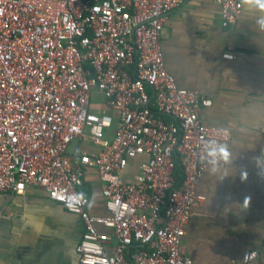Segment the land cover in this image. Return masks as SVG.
<instances>
[{
	"label": "built area",
	"instance_id": "2783aa9c",
	"mask_svg": "<svg viewBox=\"0 0 264 264\" xmlns=\"http://www.w3.org/2000/svg\"><path fill=\"white\" fill-rule=\"evenodd\" d=\"M183 1L0 0V192L37 187L78 215V264H194L181 243L205 199L204 145L231 133L203 124L211 100L165 67L164 22ZM213 1L223 27L240 18V0ZM83 142L92 149L73 150ZM88 168L105 215L87 208Z\"/></svg>",
	"mask_w": 264,
	"mask_h": 264
},
{
	"label": "crops",
	"instance_id": "0c3cea01",
	"mask_svg": "<svg viewBox=\"0 0 264 264\" xmlns=\"http://www.w3.org/2000/svg\"><path fill=\"white\" fill-rule=\"evenodd\" d=\"M161 46L177 84L211 100L199 118L229 129L231 138L219 142L234 158L225 177L223 169L211 174L206 167L198 183L205 199L192 209L181 249L194 264H242L243 253L255 249L258 256L244 264H264V30L243 9L223 27L213 0H185L165 20ZM225 51L235 58H224ZM93 107L106 111L102 103ZM74 145L92 149L87 142ZM81 191L90 213L107 214L95 169L86 170ZM82 229L80 217L42 189L0 192V264H78Z\"/></svg>",
	"mask_w": 264,
	"mask_h": 264
},
{
	"label": "clouds",
	"instance_id": "9594fccd",
	"mask_svg": "<svg viewBox=\"0 0 264 264\" xmlns=\"http://www.w3.org/2000/svg\"><path fill=\"white\" fill-rule=\"evenodd\" d=\"M240 2L242 9L254 19L255 25L260 30H264V0H240ZM203 159L211 174H216L223 169L224 177L228 175L229 166L234 162L229 145L212 139L205 142ZM256 159L259 166L260 157ZM243 175L246 177V173ZM84 200L83 193L71 195L67 198L68 207L71 209L80 206Z\"/></svg>",
	"mask_w": 264,
	"mask_h": 264
}]
</instances>
